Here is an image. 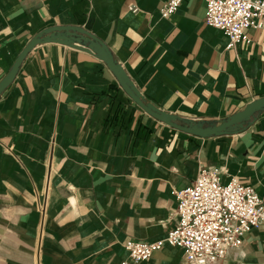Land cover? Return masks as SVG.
Here are the masks:
<instances>
[{"label":"crops","instance_id":"obj_1","mask_svg":"<svg viewBox=\"0 0 264 264\" xmlns=\"http://www.w3.org/2000/svg\"><path fill=\"white\" fill-rule=\"evenodd\" d=\"M168 1L0 0V83L34 36L65 26L104 44L142 99L179 124L211 129L264 98V29L227 49L204 24V1L163 19ZM79 45L37 44L0 94V264L128 261L125 242L175 229L174 192L202 168L264 203V108L220 135L179 131L127 97L97 45ZM182 261L165 245L139 264ZM220 264H264V225Z\"/></svg>","mask_w":264,"mask_h":264},{"label":"built area","instance_id":"obj_2","mask_svg":"<svg viewBox=\"0 0 264 264\" xmlns=\"http://www.w3.org/2000/svg\"><path fill=\"white\" fill-rule=\"evenodd\" d=\"M181 1L169 0L164 4L161 18L173 15ZM202 1L206 7L204 24L225 35L227 49L250 43L249 29H264V0ZM128 9L137 12L134 7ZM174 196L175 229L160 241L125 242L123 249L128 261L121 264L145 262L165 245L182 250L181 264H220L229 253L241 248L246 234L264 225V203L254 190L235 178L223 184L215 169H200L192 185L174 192Z\"/></svg>","mask_w":264,"mask_h":264},{"label":"water","instance_id":"obj_3","mask_svg":"<svg viewBox=\"0 0 264 264\" xmlns=\"http://www.w3.org/2000/svg\"><path fill=\"white\" fill-rule=\"evenodd\" d=\"M86 38L88 39V42L91 44L90 47H94L97 45V51L103 61L105 62L106 66L112 71L113 75L116 78L117 83L119 84L120 88L124 91V93L127 95V97L142 111H144L147 115L153 117L157 121L171 127L174 129H177L179 131H183L189 134L197 135L199 137H210L215 135L223 134L227 131V129L232 126L233 124H236L245 118H247L249 115L254 113L257 110H260L264 108V98L258 99L256 101H253L249 105L246 106V108L236 114L232 119L229 121L222 123L221 125H218L216 127H213L211 129H202L199 128L194 123L185 122L183 124L177 123L176 119L170 118L168 115L164 113H160L157 109H155L152 105L146 103L142 97L139 95V93L136 91V89L133 87V85L130 83L126 75L124 74L122 68L118 65H116L113 60L111 59L109 53L107 52V49L104 44L100 43L98 40L93 38L89 33L82 30L78 27H50L48 29L43 30L36 36H34L27 46L22 50L20 55L17 57L10 74L0 83V94L8 87V85L11 83V81L14 78L15 72L21 62L23 61L25 55L37 44L39 43H59L66 46H70L73 48L80 49V38Z\"/></svg>","mask_w":264,"mask_h":264}]
</instances>
